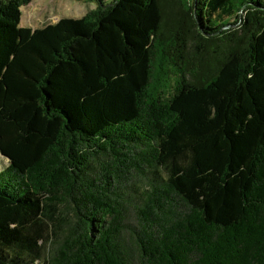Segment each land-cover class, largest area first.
I'll list each match as a JSON object with an SVG mask.
<instances>
[{
	"label": "trees",
	"instance_id": "1",
	"mask_svg": "<svg viewBox=\"0 0 264 264\" xmlns=\"http://www.w3.org/2000/svg\"><path fill=\"white\" fill-rule=\"evenodd\" d=\"M0 0V264H264V0Z\"/></svg>",
	"mask_w": 264,
	"mask_h": 264
},
{
	"label": "rangeland",
	"instance_id": "2",
	"mask_svg": "<svg viewBox=\"0 0 264 264\" xmlns=\"http://www.w3.org/2000/svg\"><path fill=\"white\" fill-rule=\"evenodd\" d=\"M104 1L109 4L113 0ZM93 8H95L94 2L79 0H32L21 7L20 26L42 27L60 17H80Z\"/></svg>",
	"mask_w": 264,
	"mask_h": 264
}]
</instances>
